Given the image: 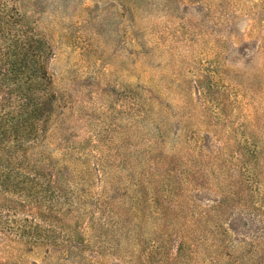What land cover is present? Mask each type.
Masks as SVG:
<instances>
[{
  "label": "rangeland",
  "instance_id": "rangeland-1",
  "mask_svg": "<svg viewBox=\"0 0 264 264\" xmlns=\"http://www.w3.org/2000/svg\"><path fill=\"white\" fill-rule=\"evenodd\" d=\"M0 264H264V0H0Z\"/></svg>",
  "mask_w": 264,
  "mask_h": 264
}]
</instances>
